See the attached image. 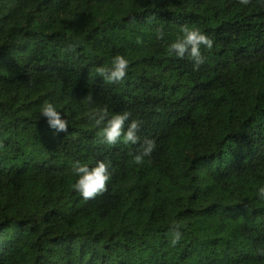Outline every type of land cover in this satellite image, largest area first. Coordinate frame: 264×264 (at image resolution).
<instances>
[{
	"label": "trees",
	"instance_id": "16d2710c",
	"mask_svg": "<svg viewBox=\"0 0 264 264\" xmlns=\"http://www.w3.org/2000/svg\"><path fill=\"white\" fill-rule=\"evenodd\" d=\"M183 27L214 40L195 69L168 52ZM117 54L126 77L107 82L95 68ZM101 108L140 141L102 143ZM97 159L110 179L85 200L72 167ZM260 185L264 0H0V264H264Z\"/></svg>",
	"mask_w": 264,
	"mask_h": 264
},
{
	"label": "clouds",
	"instance_id": "9594fccd",
	"mask_svg": "<svg viewBox=\"0 0 264 264\" xmlns=\"http://www.w3.org/2000/svg\"><path fill=\"white\" fill-rule=\"evenodd\" d=\"M248 2L249 0H239L241 5H246ZM181 33L174 42L168 45V52L178 59L189 60L194 69L198 68L204 62L202 49H211L214 40L199 28L183 27ZM161 35L158 33L157 39H160ZM128 65V59L117 54L112 57L110 67L97 66L95 74L107 82H120L126 77ZM37 114L45 119L48 128L54 134L67 131L68 121L61 117V113L53 101L43 102ZM130 117L129 111L116 112L110 115L106 109L101 108L93 112L90 119L94 120L102 143L115 145L122 142L126 145H136L140 141L137 133L142 122L138 119H130ZM154 147L153 140L145 139L141 143L139 151L132 156V162L136 165L143 164L145 158L151 156ZM110 168L111 162L103 159H97L91 166L75 161L72 167L75 180L71 184V189L79 193L85 200L94 197L105 190L106 182L109 181L111 175ZM255 195L258 200H264V185L257 187ZM179 228L178 224L170 225V243L173 246L181 238ZM259 254L264 255V249L260 250Z\"/></svg>",
	"mask_w": 264,
	"mask_h": 264
}]
</instances>
